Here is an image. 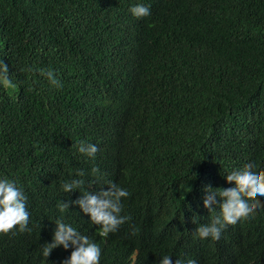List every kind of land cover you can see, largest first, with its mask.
<instances>
[{"label":"trees","instance_id":"trees-1","mask_svg":"<svg viewBox=\"0 0 264 264\" xmlns=\"http://www.w3.org/2000/svg\"><path fill=\"white\" fill-rule=\"evenodd\" d=\"M138 2L149 16L130 13ZM0 60L17 84L0 87V177L22 187L31 228L0 234V264H60L71 247L42 254L57 218L99 244L100 264H264V206L218 240L194 235L219 212L203 207L206 185L264 167V0H0ZM78 169L91 191L129 190L117 232L56 207L79 194L60 190Z\"/></svg>","mask_w":264,"mask_h":264},{"label":"clouds","instance_id":"clouds-1","mask_svg":"<svg viewBox=\"0 0 264 264\" xmlns=\"http://www.w3.org/2000/svg\"><path fill=\"white\" fill-rule=\"evenodd\" d=\"M129 11L136 18L147 17L151 14L150 6L143 2L131 5ZM36 70L40 76L47 79L49 85L58 89L63 86L54 69ZM0 87L5 89L17 87L11 78L9 66L4 63V60H0ZM76 147L80 154L91 160H95L97 152L100 151L97 144L86 140H80ZM95 166L92 172L101 173L96 163ZM84 175V170L78 169L75 176L61 182L62 192L69 193L78 190L79 194L73 201H57L56 207L63 214L68 211L69 204H75L88 216L91 224L100 227L103 235L107 236L109 233L117 232L121 225L131 219L129 215L122 214L123 200L130 196L129 190L108 180L104 184L107 186L106 190L104 186H101L99 191H91L81 179ZM234 178H239L238 182H230L222 187L205 186L202 197L203 207L209 212L219 208V212L211 218L209 223L197 224L194 230L196 237L218 240L224 236V230L229 222L236 223L245 217L254 216L256 209L264 206L259 199L264 196V167L259 166L257 160H249L246 165L233 167L230 171H226L228 181H233ZM27 199L22 187L18 186L15 180L0 177V234H7L14 228L19 232L31 231ZM193 222L196 223L195 218ZM55 224L51 242L46 240L43 244L42 254L46 260L53 249L61 248L65 251L71 247L70 255L61 260L60 264H100L102 250L98 243L61 218H57ZM130 231L132 235H135L137 229L132 227ZM157 264H197V262L195 259L182 257H177L173 261L171 255L164 254L159 257Z\"/></svg>","mask_w":264,"mask_h":264}]
</instances>
